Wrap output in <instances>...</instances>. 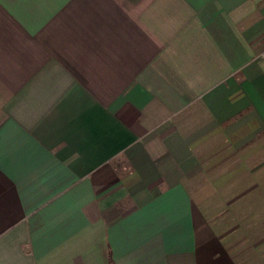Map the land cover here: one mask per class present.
<instances>
[{
	"label": "crops",
	"instance_id": "0c3cea01",
	"mask_svg": "<svg viewBox=\"0 0 264 264\" xmlns=\"http://www.w3.org/2000/svg\"><path fill=\"white\" fill-rule=\"evenodd\" d=\"M264 264V0H0V264Z\"/></svg>",
	"mask_w": 264,
	"mask_h": 264
},
{
	"label": "trees",
	"instance_id": "16d2710c",
	"mask_svg": "<svg viewBox=\"0 0 264 264\" xmlns=\"http://www.w3.org/2000/svg\"><path fill=\"white\" fill-rule=\"evenodd\" d=\"M110 264H111V262H110Z\"/></svg>",
	"mask_w": 264,
	"mask_h": 264
}]
</instances>
